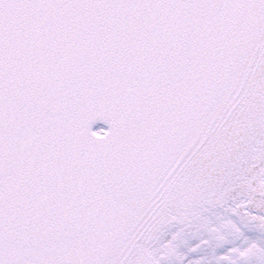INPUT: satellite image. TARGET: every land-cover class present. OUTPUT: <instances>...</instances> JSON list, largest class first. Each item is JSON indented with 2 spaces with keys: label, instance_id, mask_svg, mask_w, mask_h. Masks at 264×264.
<instances>
[{
  "label": "snow or ice",
  "instance_id": "snow-or-ice-1",
  "mask_svg": "<svg viewBox=\"0 0 264 264\" xmlns=\"http://www.w3.org/2000/svg\"><path fill=\"white\" fill-rule=\"evenodd\" d=\"M0 264H264V0H0Z\"/></svg>",
  "mask_w": 264,
  "mask_h": 264
}]
</instances>
